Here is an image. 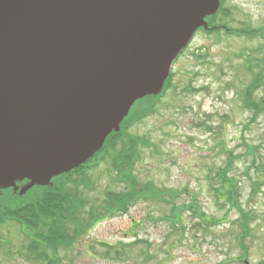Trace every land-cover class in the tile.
Instances as JSON below:
<instances>
[{"label": "rangeland", "instance_id": "rangeland-1", "mask_svg": "<svg viewBox=\"0 0 264 264\" xmlns=\"http://www.w3.org/2000/svg\"><path fill=\"white\" fill-rule=\"evenodd\" d=\"M222 2L213 22L219 33L198 32L194 36L171 69L170 88L151 113L128 130L129 135L148 143L139 149L134 175L140 184L151 183L165 193L161 201H134L127 215L115 213L100 221L83 240L58 251L60 264L233 261L241 255L237 238L243 214L250 216L247 259L252 264L264 259V165L254 167L253 156L245 147L255 148L257 163L264 161V108L251 119L252 112L241 106L240 98L251 80L248 55L259 58L264 54V41L257 34L253 36L264 29V0ZM223 27L251 34H228ZM262 87L255 93L256 100L264 96ZM148 104L150 100L140 107ZM138 107L139 103L131 111ZM229 162L232 168L228 176L237 180V208L230 207L228 201L220 203L213 191L219 185L216 173ZM106 166L100 164L86 176L89 184L83 197L96 205H102L108 192L122 190ZM252 182L259 183L256 190L251 188ZM168 191L173 192V200ZM38 192L34 187L24 200ZM189 205L192 208H186ZM173 208H181L182 220L170 217ZM198 213L219 219V225H199ZM180 221L184 226L175 231L173 227ZM136 234L143 243L129 245ZM120 242L129 246L121 247ZM0 243V264H47L21 250L26 240L14 223L0 226Z\"/></svg>", "mask_w": 264, "mask_h": 264}, {"label": "water", "instance_id": "water-1", "mask_svg": "<svg viewBox=\"0 0 264 264\" xmlns=\"http://www.w3.org/2000/svg\"><path fill=\"white\" fill-rule=\"evenodd\" d=\"M220 0H0V193L77 170Z\"/></svg>", "mask_w": 264, "mask_h": 264}, {"label": "trees", "instance_id": "trees-1", "mask_svg": "<svg viewBox=\"0 0 264 264\" xmlns=\"http://www.w3.org/2000/svg\"><path fill=\"white\" fill-rule=\"evenodd\" d=\"M222 3L221 0L220 8ZM216 17L217 15H214L206 19L211 30L208 33L204 31L202 33L206 35H217L219 33L213 23ZM226 31L228 34L235 33V35H241L242 33L243 36H250L251 34L250 31L246 30L240 33L229 29ZM256 34L264 41V29L257 33L255 32L253 36H256ZM247 63L251 80L240 93L241 106L246 111H251V119H255L264 108V96L257 100L255 99V93L262 89L264 85V54L259 58H253L248 55ZM171 79L172 74L169 75L165 82L162 94L142 100H150L151 109L142 110L140 107L142 101L138 102L139 107L134 112L131 111L130 115L123 121L120 132L109 135L100 152L85 164V168L91 171L99 163L104 162L108 154V173L114 175V182L120 185L122 190L116 193L108 192L102 205L91 203L83 197V189L87 188L89 184L86 174L81 171L84 166L69 174L52 179V186L35 187L39 192L32 199L24 200L25 195L30 191L23 196H19L7 190L0 196V226L6 222H11L18 226L21 235L30 243L28 246L24 245L21 248L22 251L35 256L36 261H43L47 264H60L61 260L58 256V251L60 249L67 250L73 247L75 243L83 240L100 221L111 217L115 213L121 214V216L127 214L129 206L134 201L147 202L150 199L161 201V196L165 193L156 189L151 183L140 184L134 175V169L139 159V149L141 146L148 145V143L143 138L129 135L128 130L132 127V123L134 124L135 121L151 113L159 98L170 88ZM245 147L247 153L253 156L254 167L261 169L264 161L257 163V159L254 156L255 148L248 145H245ZM231 168L232 162H229L226 165V169L219 170L216 173L219 185L213 191L220 203L228 201L230 207L237 208V180L228 176ZM80 172L81 174H79ZM251 185L254 190L259 187L258 182L256 184L252 182ZM166 194L171 197L170 199H174L172 191H168ZM224 198L225 201H223ZM18 199L23 200L18 202ZM191 206L189 205L186 208H192ZM181 208H173L170 217L176 215L182 220L183 217L180 215ZM198 215L199 225L202 224L208 227L210 224L219 225L220 223L219 219L208 218L205 214L200 215V213ZM242 217V222L240 223L239 221L240 235L237 238L241 255L234 258L233 261L223 260L218 264H252L247 259V249L245 247V239L249 232L248 223L250 216L243 214ZM183 226L184 224L180 221L174 225L173 229L175 228V231H178L176 229L178 227L183 228ZM181 231L183 232L184 230L182 229ZM136 237L137 234L134 242L129 245L134 246L143 243V241L137 240ZM119 245L127 247L128 244L120 242ZM104 246L115 248L108 245ZM115 255L119 256L120 254L115 251ZM258 264H264V259Z\"/></svg>", "mask_w": 264, "mask_h": 264}, {"label": "flooded vegetation", "instance_id": "flooded-vegetation-1", "mask_svg": "<svg viewBox=\"0 0 264 264\" xmlns=\"http://www.w3.org/2000/svg\"><path fill=\"white\" fill-rule=\"evenodd\" d=\"M105 164H107V166H106V172H108V154H107V159H106V163ZM82 172H84V171H86V169H83V170H81ZM26 182H24V183H22V184H18L17 185V189L16 190H14V189H8V190H10L13 194H16V195H18V193H19V188L23 185V184H25ZM4 193V191L2 192V193H0V196L2 195ZM1 244V243H0ZM30 243L29 242H27L26 241V246H28ZM32 246V245H31ZM0 247H1V245H0ZM33 258L35 257V256H32ZM35 259V258H34Z\"/></svg>", "mask_w": 264, "mask_h": 264}]
</instances>
